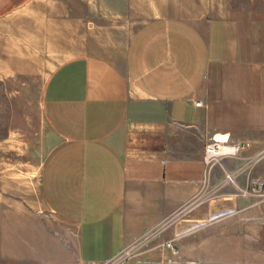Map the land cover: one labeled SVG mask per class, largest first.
Here are the masks:
<instances>
[{
	"label": "crops",
	"instance_id": "1",
	"mask_svg": "<svg viewBox=\"0 0 264 264\" xmlns=\"http://www.w3.org/2000/svg\"><path fill=\"white\" fill-rule=\"evenodd\" d=\"M213 7L97 0L95 33L50 75L44 115L60 143L41 191L65 258L70 250L80 264L109 263L174 218L207 182V144L242 147L227 175L264 152V11ZM132 13L142 22L127 33ZM252 173L264 181V161ZM189 230L178 223L155 242L182 248ZM173 252L163 251V264H195Z\"/></svg>",
	"mask_w": 264,
	"mask_h": 264
},
{
	"label": "rangeland",
	"instance_id": "2",
	"mask_svg": "<svg viewBox=\"0 0 264 264\" xmlns=\"http://www.w3.org/2000/svg\"><path fill=\"white\" fill-rule=\"evenodd\" d=\"M212 1L219 15L264 11V0H229L233 9ZM96 5L97 0H0V264H80L70 250L65 258L62 226L42 197L43 169L60 143L44 115V91L52 72L95 33ZM140 17L132 13L121 29L136 30ZM241 151L205 163L207 182L197 196L204 203L164 222L165 233L178 223L190 229L182 248L156 237L147 242L145 235L126 248L123 259L107 264H163V251L173 252L163 246L168 242L175 255L182 252L195 264H264V200L244 195L264 182L252 178L264 152L248 167L232 168L235 177L227 181L225 163H234Z\"/></svg>",
	"mask_w": 264,
	"mask_h": 264
},
{
	"label": "built area",
	"instance_id": "3",
	"mask_svg": "<svg viewBox=\"0 0 264 264\" xmlns=\"http://www.w3.org/2000/svg\"><path fill=\"white\" fill-rule=\"evenodd\" d=\"M196 106L201 107L202 103H197ZM222 148H230L233 151L232 153L225 154V153H222ZM241 150H242V147L240 145H234L232 147H227L226 145H223L219 142L209 143L206 145V148H205V163L207 165H210L213 161H219L221 158L237 155L240 153ZM261 157H264V153L258 155L257 159L259 160ZM233 177L235 176L231 177L230 175H228L227 181L232 180ZM251 194L257 198L264 200V182H258L253 187H247L246 190L244 191V195L249 196ZM205 200L206 199H204V197H197V198L190 200V202H188V204H186L185 207L176 214L177 219H179L182 214L189 213L191 210H193L196 207V205H198L197 203L199 201H201V203H204ZM164 227L165 225L163 224L162 226H159L158 228H156L154 231L148 233L145 237V239L148 238L147 242L150 240V238H153V237L155 238L161 235L164 232ZM163 246H167V248H170L171 250L175 251L174 246L171 242L165 243L163 244ZM125 253H126V249L116 259H121V258L123 259Z\"/></svg>",
	"mask_w": 264,
	"mask_h": 264
},
{
	"label": "bare ground",
	"instance_id": "4",
	"mask_svg": "<svg viewBox=\"0 0 264 264\" xmlns=\"http://www.w3.org/2000/svg\"><path fill=\"white\" fill-rule=\"evenodd\" d=\"M232 149H230V148H222V153H232Z\"/></svg>",
	"mask_w": 264,
	"mask_h": 264
}]
</instances>
